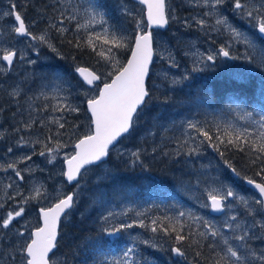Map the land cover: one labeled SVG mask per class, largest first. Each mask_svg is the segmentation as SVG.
Listing matches in <instances>:
<instances>
[{"label": "trees", "instance_id": "1", "mask_svg": "<svg viewBox=\"0 0 264 264\" xmlns=\"http://www.w3.org/2000/svg\"><path fill=\"white\" fill-rule=\"evenodd\" d=\"M82 1L59 0L57 3V0H15L17 4L26 5V8L20 9L26 13V23L38 21L31 29L34 32L45 28L49 18H58L60 11H64L66 16L74 15L76 19L65 23L64 26L69 28V31L63 38L54 30L52 32L51 42L57 47L59 54L47 46L39 45L43 56L49 55L50 60L37 61L33 65L26 64L23 69L17 68V73L22 79V88L19 89L18 95H11L13 91L8 86L7 77L0 76V144H15L21 136L29 140L23 119L35 108L43 110L48 117L61 115L60 112L52 111L53 107L57 106L53 95H42L50 86L58 88L62 99L67 97L66 101L63 99V103L78 105L81 108L79 116L63 113L69 124L66 126L67 131L60 130L62 143L71 147L77 142V137H82L87 132L88 120L83 114L86 108L84 101L86 95L95 93V90H88L83 85L75 68L79 66L100 71H105V68L97 64L98 57L91 49H76L67 43L68 40L77 38L83 40L93 33L88 27L82 28L79 33L76 32V25L83 20L78 15L80 7H85ZM84 1L85 5L91 4L97 12L104 13L106 23L103 26L118 35L134 34L136 21L145 20L143 7L130 0ZM168 4L169 7L176 8L183 19L188 15L192 17L191 13L195 11L188 7L184 0H168ZM222 9L227 15L231 11ZM41 16L44 17L43 20ZM247 22L254 24L250 19H247ZM170 26L172 27V24ZM143 27H147L146 22ZM189 30L192 31V28ZM262 50L264 40L258 37L250 67L241 70L239 78L224 76L228 74L226 70H215L213 77H206L203 73L204 75L201 74V77L190 84L175 86L167 80H155L154 75H151L148 87L152 98L141 112L135 131L118 144V148L124 151L134 148L140 153V159L136 160L132 155L112 150L107 163L93 167L81 176L79 183L84 186L83 190L78 192L74 209L61 224V238L54 257L57 264H110L118 258L125 259L124 252L128 248H133L128 257V264H210L213 254L207 247L203 248L201 257H195L194 252L189 249L187 260L176 258L170 250L172 242L162 232L152 233L150 222L158 217H174L178 214L177 211H183L204 216L220 226V218L212 217L209 209L200 205L206 200L203 195L206 187L221 185L237 193V199L229 198L233 208L232 215H236V222L241 223L253 236V239L248 241L251 249L258 253L264 250V229L253 227L254 224L264 223V212L254 203L255 199H258L257 196L246 188L244 183L249 179L264 183L256 174L259 168L249 164L244 152H239L231 146L226 150L224 145H220V151L224 152L221 156L213 146L215 140L211 144L205 141L200 145L198 154H187L188 150L195 146L191 137L197 136L194 130L187 127L189 121L199 123L206 130L210 129V135L217 133V125L221 133L229 126L247 128L252 134L251 139L259 143V126L254 121H259L264 116ZM128 55L123 49L117 52V58L121 62H125ZM158 83L161 84L157 86ZM30 97L35 98L29 103ZM63 103L60 102V105ZM20 104L28 105V111H22ZM249 112L252 113L251 118L242 119L245 113ZM73 123L81 125L75 134L70 127ZM50 127L40 126L46 136L55 133L53 129L56 127ZM11 137L15 142L10 140ZM200 140H203L202 136H198L196 143ZM225 160L233 165L240 173L239 176L228 168ZM72 189L69 188V191L72 192ZM239 197L246 199L252 209L256 210L252 216L247 215L245 205ZM126 205L144 207L141 221L148 227H140L138 224V235L129 243H112L109 226L114 223H109L104 217L109 218ZM181 219L185 220L186 217ZM116 227L120 228L119 225ZM222 231L226 236L232 235L229 229ZM146 239H152L157 247L142 243ZM230 242L234 246L238 243ZM240 252L245 254L244 249H240Z\"/></svg>", "mask_w": 264, "mask_h": 264}, {"label": "snow or ice", "instance_id": "2", "mask_svg": "<svg viewBox=\"0 0 264 264\" xmlns=\"http://www.w3.org/2000/svg\"><path fill=\"white\" fill-rule=\"evenodd\" d=\"M141 5L146 6V24L143 27L145 20H137L135 24V32L132 35L117 34L115 31L103 27L106 23L104 13L94 12L91 21L94 22L99 16V23L102 30L96 32L94 35L88 34L83 40L77 38L75 40H68L69 45H73L76 49H91V51L98 57L97 64L105 68V71L99 69H92L77 66L75 72L79 74L82 80L87 85L95 86V95L88 97L86 95L84 103L86 108L84 116L88 120V130L82 137H77V142L72 144V153L64 154V163L67 168L61 173L66 177L68 182L76 181L78 176H82L81 170L85 172L88 170L86 166L98 165L102 163L104 158L110 154V146L115 147L122 138L130 136L136 128L137 121L144 107L148 101L151 100V92L148 87V79L150 78L149 65L156 55V40L154 38L152 28H164L170 22H181L179 18L172 13L169 7L168 0H138ZM194 6L204 7V11L199 18L191 17L184 19L181 23L185 28L195 25L200 29L211 30L214 32L226 31L229 36V43L221 46L217 51H210L207 55L195 53L199 56L197 63L207 67L209 63L215 64L218 57L228 59H236L231 55V41L242 42L248 48H254V44L247 36H244L236 27H233L228 20V17L221 11L222 8L231 9L234 13L240 14L242 17H247L256 22V27L259 34L264 37V0H259L256 4L253 0H191ZM59 3V0H57ZM26 5H20L13 0L7 11L2 14L4 17L11 18L10 32L17 37L27 38L29 41V49L35 50L38 45L47 46L53 52L59 54L57 47L51 42L53 30L56 34L63 38L69 31L65 27L66 22H71L76 19L74 15H65L64 11L59 12V17H51L48 19L47 26L39 32H34L31 29L35 27L38 21H33L31 24L26 23L25 15L20 9ZM130 15V13H128ZM209 18H214V24L209 23ZM44 17L41 16V20ZM86 25L77 24L76 32L79 33ZM63 42V39H61ZM125 50L129 53L125 62H121L117 58L119 50ZM188 55V53H185ZM262 63H264V50H262ZM63 58V57H61ZM160 58L164 59V55L160 54ZM244 58L251 61L253 57L245 52ZM26 59V54L15 47L0 46V61L3 62L0 67V73L6 74L11 70L14 62L17 60L23 61ZM75 60L76 57H73ZM167 59L171 67H177L175 54L168 52ZM28 63H35V61L28 60ZM201 67H194L193 71H202ZM182 79H188L185 75ZM180 81L174 80L173 83ZM19 93L14 89L11 95L16 96ZM47 98V97H45ZM66 101L67 97H63ZM47 111V108L44 109ZM52 111L60 112L61 115L53 117L49 123L56 126L57 131L54 134L45 137L44 141L39 138L35 143L42 144V150L38 153L41 157H47L49 164L55 163L62 149L69 147L68 144L62 143V133L60 130H65L69 124L67 118L63 113L79 114L81 113L80 106H73L69 103H63L53 107ZM252 113H245L242 119H250ZM31 123H25L24 129L30 130ZM258 124L259 132L257 139L259 143L251 139L252 134L247 128H231V126L223 129L220 132L219 125H217V133L210 135V129L206 130L199 123L189 121L187 127L194 130L197 136H192L191 139L194 147L188 150V155L198 154L199 147L205 141L210 144L215 140V150L220 152L223 156L224 152L220 151V145H224L227 150L229 146L239 152H244L248 157L249 164L257 166L259 171L256 173L264 180V116L259 121H254ZM43 126V125H42ZM73 134L80 129L81 125L71 124ZM19 131V129H17ZM198 136H202L203 140L196 143ZM31 142L26 141L23 136L17 142L18 147L28 146ZM187 144V141H185ZM7 151L11 153L12 148ZM35 151L31 155L22 156L16 163H8L7 167L0 166V170L8 171L11 169L15 173V177L19 181H24L25 176L23 171H30V169H20L17 165L26 161H31ZM140 159L139 152L131 154ZM228 168L232 170L237 176L239 172L233 167L231 163L225 160ZM259 191L261 199H255L254 203L264 210V183H256L249 179L247 181ZM7 188H11L12 184H8ZM74 195H65L58 199L57 202L51 204L46 208H39V217L41 225L34 229L29 227V223L20 224L21 220H25L28 214L27 205L32 201H39L47 197V190L43 186L33 189V193L24 196L23 193H17L16 196H8L9 201H16L15 207H10L6 210L4 215H0V230H14L15 235L20 238L18 245L12 247V252L9 253V259L15 261L17 258L20 264H57L55 261V250L59 245L58 225L61 220V215L67 216L68 213L75 207ZM203 195L206 200L201 203V207L211 209L215 213H225L231 210L232 204L229 198L237 199V193L231 188L220 187H206ZM17 196L20 198L17 200ZM240 201L245 205L247 215L252 216L256 210L252 209L249 202L243 197H239ZM5 204L0 203V209H4ZM111 213H109V216ZM139 215V214H138ZM186 217L185 220L181 218ZM105 220L108 217H104ZM191 223H188V221ZM236 215H229L224 223L217 226L211 220L204 216L197 215L193 212H179L174 217L165 216L163 219L156 218L151 222L150 230L152 233L162 232L172 242L171 252L184 260L188 259V250L194 252L195 257L203 255V248L207 247L213 254V260L210 264H253L259 262L264 264V250L259 253L252 250L248 241L253 239L249 230L245 229L241 223L236 222ZM19 224L20 227H15ZM140 227H148L139 221ZM258 226L264 229V223L254 224L253 227ZM133 224H122V229L132 228ZM222 229H229L232 231L231 236H226ZM121 229H114L118 232ZM5 234H7L5 232ZM230 241L238 242L233 245ZM2 243V241H0ZM142 243L157 247L152 239L143 240ZM240 249L245 250L242 255ZM133 252V248H128L124 252L125 260L122 264H128V257Z\"/></svg>", "mask_w": 264, "mask_h": 264}, {"label": "rangeland", "instance_id": "3", "mask_svg": "<svg viewBox=\"0 0 264 264\" xmlns=\"http://www.w3.org/2000/svg\"><path fill=\"white\" fill-rule=\"evenodd\" d=\"M253 2L258 4L259 0H253ZM81 3L85 7H80L81 10L78 13V15L83 18L80 24L86 25V27L92 30V35H94L96 32H100L102 28L101 24L99 23V16L96 17V20L94 22H90L93 13L97 12V10L93 6H91V4L85 5L84 0ZM185 3L188 7L195 9V11L191 13L192 17L199 18L204 11H207V9L204 7L194 6L191 0H185ZM10 4L11 3H9L8 0H0V13L7 11L10 7ZM170 8L172 10V13L179 18V21H181L182 18H180L179 12H177L176 8ZM222 12L224 13V10H222ZM185 18H191V16ZM247 19L249 18H243L240 15V22L237 24V26L235 24V26H232L236 27L240 32H242L244 36H247V38L254 44V48H248L247 45L242 42L231 41V52L235 50L234 52L237 53V58L233 63H237L239 68L233 64L230 69V67L227 66L225 62L218 60L219 57L217 58L214 64L215 67L223 66L226 68L225 70L227 72H232L233 74H235V72L238 70L240 72V69L243 70L250 67V61L245 59L243 56L245 55L246 51L252 57L254 56V49H256L257 39L248 31L247 27L253 28V30L256 31V22L253 20L254 24H252L251 22H247ZM181 22H171L172 27H170V30L167 32V35L155 34V40L157 43V54L156 64L152 69V74L154 75L155 80H163V82L167 80L170 84H172L174 80L180 82H188L191 79V75L198 72L193 71L194 67H201L203 69L205 68L203 65L197 63L200 57L194 54L200 53L203 55H207L210 51H217L219 49L205 42L209 36V33L214 31L205 29L201 30L195 25L194 22L192 23V26L189 27L192 28V31H190L189 28H185ZM209 23L214 24V18H209ZM10 27L11 18L4 17L2 14H0V46L15 47L21 49L26 54V59L23 61H15V64H13V67L9 72H7L6 74L0 73V76L7 77L8 86L11 88V91L15 89L18 92L19 89L22 88V79L17 73V68L23 69L26 64H34L28 63V60H32L35 62H44L46 59L49 61L50 58L43 56V51L40 49L39 45L36 47L35 50L29 49V41L16 37L13 33L10 32ZM217 36L219 37L218 39H225L230 42L228 33L226 31L219 32ZM223 45H225L224 41L220 43L219 47ZM168 52L175 54L176 63L178 65L177 67L170 66V62L167 59ZM185 53H188V55H185ZM38 54H40L41 56H39ZM160 54H163L165 58L161 59ZM240 56H242L243 58ZM2 66H4L3 62L0 61V67ZM185 74H188V79L186 80L182 79ZM159 84L161 83H158L157 86H159ZM42 95H53L55 105H60V102L63 103V99L61 98V95H59V90L55 86H50L45 92L43 91ZM92 95H95V93L89 94L88 96L91 97ZM33 98L35 97H30V100L28 102L30 103L31 99ZM32 102L35 103L34 100ZM20 105L22 111L24 109L28 111V105ZM31 111L28 112L29 116L27 115V117L23 119L24 123H31L32 121H36L35 125L33 124L32 128L27 131V133H29V140L24 138L26 141H30L31 143L25 147H18L17 142L20 139L15 142L14 139L11 137L10 140L14 141L15 144H10L8 146H4L5 144L3 143L0 144V155H2L0 157V166L2 167H7L8 163H16L22 156L31 155L33 151L37 153L36 155H33L31 161H26L17 165L22 170L30 169V171H23L22 174L25 176V180L22 182L15 177V173L11 169L6 172L0 170V203L5 204V208L0 209V215H4L6 210H10V207L16 206V201H9L8 196H16L17 193H23L24 196H28L33 193L34 188L43 186V189L47 190V197L40 199L39 201L34 200L29 205H27L28 214L25 217V220L20 221V224H23L25 223V221H27L29 223V227L34 229L36 226L41 225L38 211L39 208H46L51 204L57 202L58 199L63 198L65 195H69L71 193L69 191L67 183L65 182L64 176H62L61 173L65 171L64 154L72 153L73 149L72 147L62 149L57 160L53 164H49L47 162L46 156H39L38 153L42 150L43 146L42 144L35 143V141L37 140V138H39L41 141H44L46 137L45 131H43L40 126L44 128L56 126L54 124L49 123L53 116L50 117L49 115L48 117V115L45 114L43 110H40L38 108H35V110ZM55 117L58 116L55 115ZM56 131L57 129H53V133ZM39 147L41 149H39ZM8 148H12L13 151L9 153L7 151ZM116 151L127 155H131L133 152H136L134 148L125 151L121 150L120 148H117ZM8 184H12V187L7 188L6 186ZM83 187L84 186L79 183L73 188L74 190L72 189V193L77 196L78 192L83 190ZM19 199L20 198L17 196V200ZM232 210L233 208L227 211L228 214L222 220L220 219V225L224 223V221L229 215H232ZM143 212L144 207L142 206L126 205L124 209H121L120 211L114 213V216L111 215L108 219L109 223H114L113 225L109 226V236L111 238V242L125 244L133 240L138 235V224L139 221H141ZM177 212L179 213V211ZM222 221L223 223H221ZM128 223H132L133 227L127 229L121 228L122 224ZM118 225L120 226V228L118 229L121 230L118 232L113 231L114 229H117L116 226ZM15 227H20V225L17 224L15 225ZM5 232L7 234H5ZM121 235L122 237H120ZM0 241H2V243H0V264H20L19 258H17L15 261H11L9 259V253L12 252V247L18 245V243L20 242V238L15 235L14 230H0ZM124 260L125 259L118 258L117 260L112 261L110 264H122Z\"/></svg>", "mask_w": 264, "mask_h": 264}, {"label": "flooded vegetation", "instance_id": "4", "mask_svg": "<svg viewBox=\"0 0 264 264\" xmlns=\"http://www.w3.org/2000/svg\"><path fill=\"white\" fill-rule=\"evenodd\" d=\"M9 3H11V2H9ZM195 10V9H194ZM223 9H221V11H222ZM231 10V9H230ZM224 14V13H223ZM225 16H227L228 17V20H229V23L231 24V25H233V26H237V24L240 22V14H238V13H234L232 10L230 11V13L227 15V14H224ZM186 17H189V16H186ZM184 19H186L185 17H184ZM183 18H182V20L181 21H183L184 20ZM233 23V24H232ZM235 24V25H234ZM243 29H245V28H243ZM247 29H248V31L253 35V36H255L256 37V39L258 38V35H257V32L256 31H254L253 30V28H250V27H247ZM218 35V32H211V33H209V36H208V38L206 39V41L205 42H207L208 44H211V45H213L215 48H220L219 46H220V43L222 42V41H224V44H226V43H229L228 42V40H223V39H218L219 37L217 36ZM228 39V38H227ZM235 45V44H234ZM236 46V45H235ZM235 51V50H234ZM234 51H232L231 52V55L232 56H234V57H236L237 56V53H235ZM219 61H222V62H225V64L227 65V66H229L230 67V69H231V66L234 64V65H236L238 68H239V66L237 65V63H233V62H235V60L236 59H228V58H224V57H219V59H218ZM226 68L225 67H223V66H221V67H215L213 64H209L207 67H205L202 71H198V72H196L195 74H193V75H191V79L188 81V82H179V83H174V85L175 86H184V85H187V84H190V83H192L193 81H195L201 74H205V76L206 77H210L211 75H213V72L215 71V70H218V71H224ZM211 70H213V71H211ZM211 71V72H210ZM208 74V75H207ZM211 74V75H210ZM181 75H183V74H181ZM185 75H188V74H185ZM232 75V76H231ZM237 75V76H236ZM224 76H229V77H233V78H239V77H241V69H240V72H239V70L238 71H236L235 72V74H233L232 72H228V74H224ZM179 77V76H178ZM213 77V76H212Z\"/></svg>", "mask_w": 264, "mask_h": 264}, {"label": "water", "instance_id": "5", "mask_svg": "<svg viewBox=\"0 0 264 264\" xmlns=\"http://www.w3.org/2000/svg\"><path fill=\"white\" fill-rule=\"evenodd\" d=\"M132 1L135 2V3L140 4V3L138 2V0H132ZM143 6L145 7V20H146V11H147V10H146V6H145V5H143ZM168 28H169V25L166 26V27H164V28H152L151 31H161V32H165V31L168 30ZM257 33H258V35L260 36V38H262V39L264 40V37H262L261 34H259L258 29H257ZM19 38H21V39H26V38H24V37H19ZM154 59H155V55H154V57H153V61H152V63L149 65V68H150V69H151L152 65L154 64ZM12 67H13V66H12ZM12 67H11V69H12ZM76 74H77V73H76ZM77 76H78L79 80H80L83 84H85L88 88H90V89L94 88L93 85H87V84L82 80V78L79 76V74H77ZM122 139H123V138H122ZM117 145H118V144H117ZM117 145H116L115 147L110 146V152H111L114 148H116ZM109 155H110V154H109ZM108 159H109V156L106 157V158H104V161H103L102 163H98V165H90V166H86V168L89 170V169H91V168H93V167L100 166L101 164L106 163V162L108 161ZM64 168H65V171H66L67 166H66L65 163H64ZM88 170H87V171H88ZM81 172H82V175H83L84 173H86L83 169L81 170ZM80 178H81V176H78L76 181L68 182L67 179H66V177H64L65 182H66L70 187L75 186V185L79 182ZM245 184H246V186H247L251 191H253V192H254V193H255L260 199L262 198V197L260 196V194H259V191H258L257 189H255V187H254L253 185H250L247 181H246ZM69 195H71V194H69ZM74 200H75V195H74ZM71 211H72V209H71ZM71 211H70V212H71ZM70 212H69V213H70ZM69 213H68V214H69ZM210 214H211L212 216H214V217H220L221 215H223V213H215V212H212L211 209H210ZM65 217H66V216H64L63 214L61 215V220H60V223H59V225H58V232H60L61 222H62V220H63ZM40 222H41V220H40ZM56 250H57V249H56ZM56 250H55V251H56Z\"/></svg>", "mask_w": 264, "mask_h": 264}, {"label": "bare ground", "instance_id": "6", "mask_svg": "<svg viewBox=\"0 0 264 264\" xmlns=\"http://www.w3.org/2000/svg\"><path fill=\"white\" fill-rule=\"evenodd\" d=\"M5 2H6V1H5ZM58 7H59V6H58ZM60 7H61V6H60ZM194 15H195V14H194ZM239 20H240V19H239ZM232 24H233V23H232ZM201 30H202V29H201ZM206 44H207V43H206ZM48 57H49V55H48ZM48 57H47V58H48ZM243 57H244V56H243ZM243 57H242V58H243ZM44 59H45V58H44ZM46 60H47V59H46ZM240 60H241V59H240ZM14 64H15V63H14ZM231 71H232V70H231ZM210 72H211V71H210ZM203 75H204V74H203ZM207 75H208V74H207ZM213 75H214V74H213ZM213 75H211V76H213ZM4 76H5V75H4ZM231 76H232V75H231ZM236 76H237V75H236ZM245 76H246V74H245ZM200 77H201V76H200ZM232 78H233V77H232ZM233 79H234V78H233ZM238 80H239V79H238ZM238 80H237V81H238ZM1 81H2V80H1ZM1 81H0V82H1ZM239 83H240V82H239ZM9 94H10V93H9ZM0 111H1V110H0ZM31 112H32V111H31ZM3 144H4V143H3ZM1 147H2V146H1ZM244 182H245V181H244ZM257 183H258V182H257ZM46 186H47V185H46ZM246 188H247V187H246ZM73 190H74V189H73ZM253 194H254V193H253ZM150 200H151V199H150ZM239 200H240V199H239ZM172 201H173V200L171 199V202H172ZM230 201H231V200H230ZM76 203H77V201H76ZM151 203H152V202H151ZM178 203H179V202H178ZM230 203H231V202H230ZM176 204H177V202H176ZM242 204H243V203H242ZM170 206H171V205H170ZM174 206H175V205H174ZM150 213H151V212H150ZM153 215H154V214H153ZM71 216H72V215H71ZM145 217H146V216H145ZM149 217H150V216H149ZM68 219H69V218H68ZM108 219H109V218H108ZM146 219H147V218H146ZM63 221H64V220H63ZM148 222H149V221H148ZM151 222H152V221H151ZM151 222H150V223H151Z\"/></svg>", "mask_w": 264, "mask_h": 264}]
</instances>
